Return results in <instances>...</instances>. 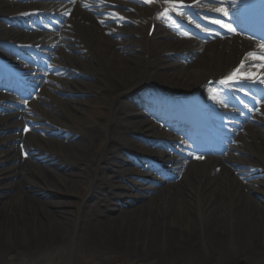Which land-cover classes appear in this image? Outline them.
<instances>
[{"label": "bare ground", "instance_id": "obj_1", "mask_svg": "<svg viewBox=\"0 0 264 264\" xmlns=\"http://www.w3.org/2000/svg\"><path fill=\"white\" fill-rule=\"evenodd\" d=\"M79 1H84L83 8L93 12V16L71 5L58 14L49 11L57 21L53 28L59 31L51 36L47 46L50 53L45 56L61 55L65 64L58 67L75 76L64 84L56 82L62 87L60 91L86 96L69 101L77 105L71 107L72 111L63 109L67 124L53 121L57 130L50 131L60 151H53L51 143L39 147L35 140L28 142L23 122L17 118L24 117L37 130L45 128L40 126L41 120L25 116L29 106L19 112L12 96L0 94V257L8 255L5 243L10 244L12 253L18 243H25L26 250L39 254L71 241L70 250L73 246L103 248L116 254L155 257L158 262L177 264H208L207 260L215 257L221 264H235L234 258L224 255L228 246L247 262L264 258V107L253 111L250 117L254 133L249 137L262 142L260 146L253 144L254 150L241 151L227 145V153L218 158L186 153L179 162L166 158L174 142L169 131L156 127L155 135L148 134L144 122L136 120L142 116L140 109L158 116L164 105L183 95H192L193 100L202 103L203 98L218 93L204 87L205 78H221L232 68L239 69L240 75H254V86H264V58H258L264 48L233 35L227 28L223 30L230 32L229 37L191 42L164 12L131 7L122 0ZM176 1L190 4L202 14L222 16L227 9L233 22L250 25L252 21L246 20L239 0ZM15 2L0 0V49L18 52L20 45L36 53L22 40L23 36L41 39L49 35L24 33L20 29H44L46 25L36 14L19 17L26 8ZM142 2L151 6L155 3L158 10L165 1ZM109 6L133 9L137 15L117 12ZM68 11L79 16V22L64 21ZM187 20L185 17V23ZM80 21L89 23L88 27ZM116 21L129 27L112 32ZM151 25L155 27L154 40L147 37ZM251 26L263 28L259 22ZM106 31L109 37L103 35ZM96 33L103 40L96 38ZM128 34L134 38L124 37ZM63 50L74 54L67 55ZM249 52L257 57H248ZM71 63L75 66H69ZM13 75L11 67L0 61L3 88L16 84V80L10 81ZM80 77L94 81H76ZM29 78L26 80L31 81ZM139 94L146 98L140 101ZM50 99L49 104L54 103ZM241 106L245 109V105ZM183 131L195 145L201 130L189 123ZM231 142L243 144L240 134ZM204 147L201 142L199 147L195 145V151L207 152ZM28 156L46 165L49 171L45 176ZM200 160L205 162L202 166ZM160 166L164 171L174 168V172L167 175ZM86 168L90 172H80ZM144 171H150L152 176ZM156 173L160 177L154 176ZM252 194L258 196L252 198ZM64 196L74 199L66 200ZM91 198L92 204L86 207ZM159 248L162 250L158 252ZM18 255L21 253L15 256Z\"/></svg>", "mask_w": 264, "mask_h": 264}, {"label": "rangeland", "instance_id": "obj_2", "mask_svg": "<svg viewBox=\"0 0 264 264\" xmlns=\"http://www.w3.org/2000/svg\"><path fill=\"white\" fill-rule=\"evenodd\" d=\"M60 1L61 0H57V2H60ZM83 25L88 27L89 23L88 24L84 23ZM115 25L117 26L116 29L118 30L119 24H115ZM41 32L44 33L45 35L49 34V37L47 38L42 37V39H36L37 41L29 37H26L25 39H28L27 41L32 40L33 43L44 46L45 44L49 42L48 39L51 38L53 33L49 30H41ZM98 33H96L95 37L96 38L100 37V39L103 40L102 36ZM1 34H3L2 31H0V35ZM130 36L131 34H128L127 36L124 35V37L126 38ZM131 37L134 38L133 35ZM154 39L155 38H152V40ZM63 51L67 55L74 54V53L67 52L68 50H63ZM45 52H49V51L45 50ZM50 55H51L50 57L41 58V64L43 63L41 66L38 63V65L31 67L35 69V72H37V75L33 78L32 81L27 82L23 85H20L19 88H17L18 91L15 94L11 93L10 91L8 92H10L16 99H18L24 105H27L25 110H27L29 106L30 110L25 114V116L29 118L33 117L34 119L38 118L42 122L40 126L45 127L42 130H37L36 128H33L34 125L31 124V122H25L23 117H20L19 120L23 122L22 125L25 123L24 125L28 127L27 128L28 133H27L26 140L28 142L30 141L33 142V140H35V142L38 144L39 147H43L45 144L51 143V147L53 151H60V145L53 141L56 138L53 132L50 131V130H57V126L53 125V121L54 119H57L58 121H61L62 123L67 124L68 121L65 119V117H63V109L67 111H72L71 109L77 105L71 104L69 101L75 100V99H83V98H86V96L82 97L81 94L70 95L66 92L60 91L62 87L60 84L56 82V80H59L62 84H64L66 83L65 80L72 81L74 80L75 76H72L69 74L67 75L64 70L62 71L60 70L58 65L65 64V62L61 60L62 59L61 55H59L58 57H56L57 55L55 54L54 55L50 54ZM16 62H18V64L21 65L20 67L22 68V70L25 66L29 65L27 63V60H23L21 58L15 59L13 64ZM73 64L74 63H71L70 65L68 64V65L75 66ZM12 67H15V66L12 65ZM227 72L228 71L224 73H227ZM207 77L210 78L211 76H207ZM77 80L78 82H82V83H89V82L94 81V80L91 81L90 79H87L86 77H80L79 79H76V81ZM69 89H72V88L69 87ZM41 91H42V94L40 96L39 94ZM50 98L54 99V101H52L54 103L49 104V102H51ZM257 99H258L257 103H259V105L264 103V96H262V98L257 97ZM45 102H47V104ZM253 104L250 105V109L252 110H254L256 106L255 104L254 105ZM35 109L40 114H37ZM153 119L154 117L149 114H146L145 116H142L141 118H139V120L144 121L145 125L154 123ZM47 120H50V121H47ZM247 122H248L247 118L240 119V121L236 123L233 122L228 132L223 134V139H221V141L226 140L227 145L233 148H238L241 151L254 150L255 148L253 147V144H255L256 146H260L262 143L260 139H255L253 141L251 139L252 136L249 137L250 134L254 133V130H252L250 127L247 126L248 125ZM235 133L238 135L240 134V139L243 144H237V143L233 144L232 142H230L232 138H235ZM254 137H257V136L254 135ZM223 143L225 144L224 141ZM221 152L222 153L225 152L223 148L220 150H217L216 153L211 156L220 155ZM233 155H235L236 157H241V158L245 157V155L241 153H233ZM28 159L33 165H36V167L41 168V169H37V170H41V173H42L41 176H45L47 171H49V169L48 170L45 169L46 165L41 164L39 160L32 159L30 157ZM203 164L204 163L200 164L199 166H202ZM80 172L87 174L88 172H90V169L86 168L85 170L80 171ZM111 174H114V173H111ZM123 175L127 179H134L126 174H123ZM134 180H136V178ZM54 187L59 188V185L54 184ZM251 196L253 198L258 195L252 194ZM63 199L72 201L74 198H71L69 196L68 197L64 196ZM92 202H93V199L92 198L89 199L86 202V207L92 204ZM257 202H258V199H257ZM9 245L10 244L5 243V251L8 253V255L7 256L4 255L0 257V264H177L175 262H168V261L158 262L155 257L147 258L142 255H137V257H134V256L123 255V254H116L115 252L104 250L103 248H96V249L88 250L85 248L82 249V248H77L76 246H73L72 249L70 250L69 248L71 247V241L67 242L66 244H64L63 246L59 248L52 247L50 249L44 250L43 252L39 254L38 252H30L29 250H26L27 248H26L25 243L24 244L18 243L17 247H15V252L12 253L11 246ZM161 250L162 249L159 248L157 251L159 252ZM17 253H21V255L15 256ZM224 255L227 257L234 258L235 264H264V258H257L254 260V262L253 261L247 262L241 259L240 257L238 258V254L236 250L233 247H229V246L225 249ZM207 261H208V264H221L220 260L217 257L209 258Z\"/></svg>", "mask_w": 264, "mask_h": 264}, {"label": "snow or ice", "instance_id": "obj_3", "mask_svg": "<svg viewBox=\"0 0 264 264\" xmlns=\"http://www.w3.org/2000/svg\"><path fill=\"white\" fill-rule=\"evenodd\" d=\"M218 11H220V10L218 9ZM224 14L226 15L227 13H224ZM213 22H217V21H213ZM221 27H225L229 31H234V29H232L228 25L221 24ZM261 47L264 48V45H261ZM247 55H248V57H257V54L252 53V52H249ZM258 58H264V53L259 54ZM243 66H244V61L242 60L240 67L243 68ZM239 71H240L239 69H236L233 73H230L229 76L225 78V80L220 81V83L224 84L225 86H229L228 81L232 80L235 75H238Z\"/></svg>", "mask_w": 264, "mask_h": 264}]
</instances>
